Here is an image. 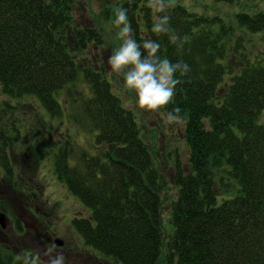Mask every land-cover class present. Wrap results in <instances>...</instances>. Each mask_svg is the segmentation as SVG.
Masks as SVG:
<instances>
[{
	"label": "trees",
	"instance_id": "trees-1",
	"mask_svg": "<svg viewBox=\"0 0 264 264\" xmlns=\"http://www.w3.org/2000/svg\"><path fill=\"white\" fill-rule=\"evenodd\" d=\"M146 3L117 0L104 13L117 44L122 41L115 9L127 8L138 43L154 39L161 45L159 55L174 63L183 60L190 68L162 109H182L188 147V173L178 160L172 173L176 197L168 205L169 235L162 194L170 181L156 150L142 138L133 111L114 90L118 78L95 63L98 59L80 62L89 44H105L100 26L75 27L64 0H0V90L17 102L34 99L54 123L64 115L65 94L66 108L78 116L74 122L90 124L96 132V155L82 151L71 164L74 151L67 139L52 161L58 182L88 210L73 220L86 248L117 264H264V124L259 122L264 113V11L236 13L229 23L167 6L169 27L176 30L168 36L178 37L170 44L168 36L151 32L157 14ZM184 35L188 40L181 47ZM68 37L76 46L66 43ZM140 50L143 59L142 44ZM8 127L10 136L0 122L3 203L5 189L19 188L8 156L19 130L14 122ZM42 158L37 141L28 173H21L30 184L25 193L33 195L28 197L32 205L41 200L47 205L45 186L34 179ZM15 224L22 232L18 219ZM7 252L0 249V264H41L31 251L22 250L15 258Z\"/></svg>",
	"mask_w": 264,
	"mask_h": 264
},
{
	"label": "rangeland",
	"instance_id": "rangeland-1",
	"mask_svg": "<svg viewBox=\"0 0 264 264\" xmlns=\"http://www.w3.org/2000/svg\"><path fill=\"white\" fill-rule=\"evenodd\" d=\"M116 2L117 0H64V3H68L71 7L72 24L75 27L91 29L100 26L103 29L100 34L103 36L105 44L100 48L95 43L89 44L82 54L80 62L83 64V61L98 59L95 60V63L101 62L104 64L107 74L118 78V81L114 80L116 85L114 90L118 91V96L126 108L133 111L142 138L152 146L153 150H156L162 174L167 181H170L167 191L162 194L165 234L169 235L172 228L169 224L168 205L176 197V188L171 181L175 161H179L181 170L185 174L189 171L188 147L183 134L184 120L182 119L178 124L169 125L164 123L159 113L152 114L136 108L135 95L124 87L122 74L117 75L110 70L108 59L113 54L114 47L117 49L120 44L116 42V32H110L114 28L105 19L104 12L109 7L114 9ZM172 5L183 6L193 13L207 17L217 16L229 23L232 22L233 15L236 13L252 14L258 10L264 11V0H237L231 4H220L214 0H170L168 6ZM65 32L70 34L69 27H66ZM66 43L76 46L75 39L70 37ZM62 100L64 115L54 123L53 117L44 109H39L40 107L37 102L35 104L34 99L17 102V100L5 98L0 90V103L3 101L7 103L2 106L0 104V122L5 128L7 136L13 132L8 127L9 122L16 123L19 130L14 144L8 150L9 159L13 161L17 169L15 171L16 189L19 188L15 192L12 191L11 186L8 190L5 189L4 203L0 200V205H2L0 214L5 215L6 222L4 229L0 225V249H9L8 255H12L14 258L17 254H21L22 250L31 251L41 264H47V261L52 264V260L60 257L65 258L63 264H117L84 246L83 239L73 227L72 222L76 216H86L88 210L84 208L78 198L58 182L54 175L52 161L62 140L68 139L72 144L74 154L71 159L74 162L71 164L77 162L82 151L91 156L97 154L96 132L92 125L75 123L70 117L72 112L66 108V105L70 104L65 94ZM15 102L16 109L13 113L11 109ZM259 122L264 124V113L259 118ZM37 141L44 158L37 169L39 174L36 173L34 179L36 184L41 182L45 186L44 198L47 205L41 204L43 200L32 205L28 197L33 198V195L25 193V186L30 185H27L25 180V175L28 173L26 168L28 163L34 160ZM3 171L0 165V175ZM35 198L39 199L36 196ZM15 219H18L22 226L20 233L16 229ZM49 236L62 241L63 245L61 247L51 246L46 241Z\"/></svg>",
	"mask_w": 264,
	"mask_h": 264
},
{
	"label": "clouds",
	"instance_id": "clouds-1",
	"mask_svg": "<svg viewBox=\"0 0 264 264\" xmlns=\"http://www.w3.org/2000/svg\"><path fill=\"white\" fill-rule=\"evenodd\" d=\"M170 0H147L149 7L157 15L154 17L151 32L168 36L171 15L169 12ZM167 13V14H164ZM115 25L119 28L120 46L108 59L110 70L120 75L124 87L135 95V107L141 111L159 113L165 124H178L182 121V109L174 107L171 111L163 112L176 95L177 85L182 83L189 71V65L183 60L172 62L166 56L159 55L161 45L154 39L145 38L141 43L133 37L132 25L128 18V9L117 7L115 9ZM177 35L168 36L170 44H175ZM188 36H183L184 47ZM141 44L145 58H141ZM179 73V75H177ZM64 257L53 260L52 264H63Z\"/></svg>",
	"mask_w": 264,
	"mask_h": 264
},
{
	"label": "water",
	"instance_id": "water-1",
	"mask_svg": "<svg viewBox=\"0 0 264 264\" xmlns=\"http://www.w3.org/2000/svg\"><path fill=\"white\" fill-rule=\"evenodd\" d=\"M0 225H1V228L4 229L5 226H6V222H5V215L3 214H0ZM63 245V242L60 241V240H56V246L57 247H61Z\"/></svg>",
	"mask_w": 264,
	"mask_h": 264
},
{
	"label": "flooded vegetation",
	"instance_id": "flooded-vegetation-1",
	"mask_svg": "<svg viewBox=\"0 0 264 264\" xmlns=\"http://www.w3.org/2000/svg\"><path fill=\"white\" fill-rule=\"evenodd\" d=\"M56 239H57V238H54V237H52V236H49V237L46 239V241H47L48 244H51V246H53V247H57V246H56ZM49 259H50V258H49ZM50 260H51V259H50ZM52 261H53V260H52ZM46 263H47V264H51L50 261H47Z\"/></svg>",
	"mask_w": 264,
	"mask_h": 264
},
{
	"label": "bare ground",
	"instance_id": "bare-ground-1",
	"mask_svg": "<svg viewBox=\"0 0 264 264\" xmlns=\"http://www.w3.org/2000/svg\"><path fill=\"white\" fill-rule=\"evenodd\" d=\"M74 117H78V116L72 114V118H73V120H74Z\"/></svg>",
	"mask_w": 264,
	"mask_h": 264
}]
</instances>
